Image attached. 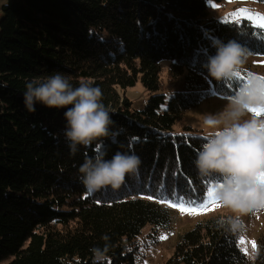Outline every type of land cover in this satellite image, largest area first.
I'll return each mask as SVG.
<instances>
[{
    "label": "trees",
    "instance_id": "1",
    "mask_svg": "<svg viewBox=\"0 0 264 264\" xmlns=\"http://www.w3.org/2000/svg\"><path fill=\"white\" fill-rule=\"evenodd\" d=\"M208 1L8 0L3 5L0 264H92L90 249L105 244L106 264H143V228L167 229L174 219L164 203L178 204L173 194L197 203L207 196L213 179L200 177L194 164L203 131L176 125L207 98L227 99L233 91L234 85L214 80L204 67L216 52L215 40L235 39L251 56H264V38L255 35L261 30L252 21H221L210 15ZM56 72L74 87L85 79L101 88L115 121L111 129L119 133L116 142L101 138L78 145L73 155L64 136L65 109L39 103L34 113L26 109V83ZM139 79L150 92L143 109L124 93ZM98 143L105 159L118 150L134 152L141 165L119 189L89 193L79 166ZM221 216L204 218L183 233L164 264H252L236 237L218 227ZM256 243L260 254L254 264H264V233Z\"/></svg>",
    "mask_w": 264,
    "mask_h": 264
},
{
    "label": "clouds",
    "instance_id": "2",
    "mask_svg": "<svg viewBox=\"0 0 264 264\" xmlns=\"http://www.w3.org/2000/svg\"><path fill=\"white\" fill-rule=\"evenodd\" d=\"M213 46L216 52L204 64L208 75L234 87L223 109L205 116L206 131L201 134L194 164L200 177L213 179L216 200L230 210L231 214L217 219L218 227L237 240L247 239L244 217L264 213V111H260L264 109V74L252 73L241 81V70L252 52L235 39L226 43L217 39ZM25 88L23 103L29 112L36 111L37 103L65 109L64 136L71 154L77 152L78 145L87 147L101 138L111 137L116 142L119 133L111 129L115 121L103 103L101 88L93 86L92 81L81 79L74 87L66 76L56 72L27 82ZM101 143L79 166V179L89 193L105 187L119 189L141 165L134 152L118 150L105 159ZM108 250L107 244L90 249L92 264H106ZM259 254L258 246H250L246 256L254 264Z\"/></svg>",
    "mask_w": 264,
    "mask_h": 264
},
{
    "label": "rangeland",
    "instance_id": "3",
    "mask_svg": "<svg viewBox=\"0 0 264 264\" xmlns=\"http://www.w3.org/2000/svg\"><path fill=\"white\" fill-rule=\"evenodd\" d=\"M208 6L210 15L215 18L217 17L221 21H241L231 15L240 9H248L251 13L264 15V2L256 0H210L208 1ZM3 17L4 11L2 10L0 21ZM169 62V60L163 62L162 74L165 79ZM243 69L250 74H264V56L255 55L248 57L247 63ZM241 75L244 74L241 72ZM124 93L133 101L132 104L137 109H143L150 96V92L146 90L140 79L134 86L128 87L127 90L125 89ZM226 103V98L217 95L207 98L206 101L201 102L196 107L189 110L184 121L176 125V129H181L183 125L188 124L197 130L206 131L203 126L205 116L220 112ZM164 205L172 210L174 219H172V224L167 229L160 228L159 230H155L153 226L149 224L146 228H143L140 236L143 264H164L166 259L173 254L175 245L179 241L181 235L192 229L197 222L204 218H211L212 216L231 214L229 209L222 207L220 204L216 207L210 206V210L200 212L199 214L181 212L179 207H173L170 203H164ZM244 220L247 228L246 240L255 241V243L258 242L260 236L264 233V213L255 216H246ZM162 236L166 238L162 239ZM250 246L251 244H248L247 252L250 251Z\"/></svg>",
    "mask_w": 264,
    "mask_h": 264
},
{
    "label": "snow or ice",
    "instance_id": "4",
    "mask_svg": "<svg viewBox=\"0 0 264 264\" xmlns=\"http://www.w3.org/2000/svg\"><path fill=\"white\" fill-rule=\"evenodd\" d=\"M232 16L236 17L237 20L247 19L253 22V26L257 29H260L261 32L255 33L260 38H264V35L261 33L264 32V15L259 13H251L248 9H240L235 13L231 14ZM250 75V74H248ZM247 78V77H246ZM242 75H240L239 79L244 80L246 79ZM260 111H264V109H261ZM133 140H137L138 138L133 137ZM163 187V185H161ZM149 199H152V196L148 197ZM174 199H179L178 204H172L171 201H167L171 204L173 207H179L181 212H188L190 214H199L200 212L210 210L211 207L219 206L218 201L215 198V185L212 183L207 191V196L203 198L202 202L197 203L194 200H184L182 198L175 197V194H173ZM161 202H165V200H161ZM166 238V237H161ZM238 246H241V250L247 253V246L248 244H251L252 248L256 247L255 241H247L246 238L240 237L238 240Z\"/></svg>",
    "mask_w": 264,
    "mask_h": 264
},
{
    "label": "crops",
    "instance_id": "5",
    "mask_svg": "<svg viewBox=\"0 0 264 264\" xmlns=\"http://www.w3.org/2000/svg\"><path fill=\"white\" fill-rule=\"evenodd\" d=\"M8 1V0H7ZM6 0H0V16H1V11H2V7L5 3H7Z\"/></svg>",
    "mask_w": 264,
    "mask_h": 264
},
{
    "label": "bare ground",
    "instance_id": "6",
    "mask_svg": "<svg viewBox=\"0 0 264 264\" xmlns=\"http://www.w3.org/2000/svg\"><path fill=\"white\" fill-rule=\"evenodd\" d=\"M246 78V77H245Z\"/></svg>",
    "mask_w": 264,
    "mask_h": 264
}]
</instances>
